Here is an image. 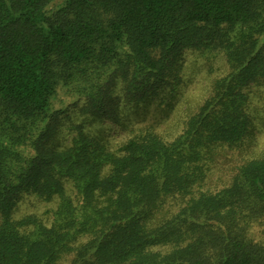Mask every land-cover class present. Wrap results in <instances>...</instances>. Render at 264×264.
<instances>
[{
	"label": "trees",
	"instance_id": "16d2710c",
	"mask_svg": "<svg viewBox=\"0 0 264 264\" xmlns=\"http://www.w3.org/2000/svg\"><path fill=\"white\" fill-rule=\"evenodd\" d=\"M263 135L264 0H0V264H264Z\"/></svg>",
	"mask_w": 264,
	"mask_h": 264
},
{
	"label": "rangeland",
	"instance_id": "374dc122",
	"mask_svg": "<svg viewBox=\"0 0 264 264\" xmlns=\"http://www.w3.org/2000/svg\"><path fill=\"white\" fill-rule=\"evenodd\" d=\"M61 94H63L62 103H60L59 106L63 105L62 108H63L64 111H62L63 114L59 113L56 116L57 117V119L55 120V122L57 121L56 125L59 126V124L65 120L66 116L71 117V121L73 123V124L69 123V126H68V123L65 124V126H64V128H63V130L61 132V135H58V137L59 136L62 137V141L59 142V143H61L62 145H66V144H69V142L71 141L72 137L75 136L76 133H77V131H75V129L72 128V127L77 126L79 124H82L81 112L76 109V108H78V107H80L82 105V98H80V100L77 102L78 107L74 108V106H70V105H72L75 102L76 97L69 98L70 94L65 92V91H63ZM66 106H69V108H66ZM59 110H61V109H59ZM70 125H73V126H70ZM109 127L112 129L111 133H109V134L113 135L117 131V129H116L115 126H113V125H111L109 123H104L102 125L99 122H93L92 124H90L89 128H87V129L90 132H92V133L99 132L100 134H102L105 131L108 132V128ZM260 149H264V135L262 136V138L260 140ZM43 206H44V203L39 202L36 209L42 208Z\"/></svg>",
	"mask_w": 264,
	"mask_h": 264
}]
</instances>
